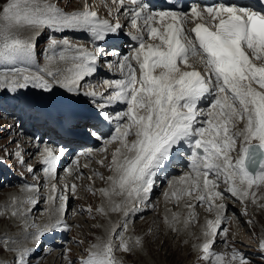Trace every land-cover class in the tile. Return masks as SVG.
<instances>
[{
  "label": "snow or ice",
  "instance_id": "6c2138e0",
  "mask_svg": "<svg viewBox=\"0 0 264 264\" xmlns=\"http://www.w3.org/2000/svg\"><path fill=\"white\" fill-rule=\"evenodd\" d=\"M111 5L109 18H101L87 2L82 10L72 12L61 10L51 0L0 3V65L10 66L0 74V92L15 98V94L31 90L48 101L40 113L43 119L67 136L115 145L110 162H99L109 175L94 173L104 183L97 191L109 205L107 211L104 207L96 211L122 214L123 219L113 225L106 239L90 244L78 264H122L116 251L131 252L133 246H142L141 238L123 235L127 218L147 204L159 171L180 152L186 157L188 171L170 182L171 191L165 198L179 203L193 197L208 212L215 211V219L205 222V240L196 246L198 259L205 264H250L238 250L213 251L216 236L227 244L228 231L221 230L226 205L214 201L227 192L240 203L250 196L255 202L251 190L264 185V5L256 9L240 0L190 7L171 0L162 7L152 0H111ZM121 14L129 24L128 32H123L119 22ZM189 24L192 26L187 27ZM29 29L82 31L90 37L92 47L74 46L67 37L58 40L50 34L45 49L52 53L48 60L64 67L33 71L36 42L23 35ZM122 36L132 42L126 54L117 43ZM109 41L111 52L98 46V42ZM102 57L119 78L105 79V92L98 93L86 78L97 73ZM18 63L27 66L17 67ZM115 104L125 107L105 111ZM101 124L114 127L103 132ZM43 144L38 149L41 171L45 182L55 181L58 162L72 150L65 144ZM91 153L92 149L81 150L73 164L78 166L79 158ZM14 155L18 163H24L21 151ZM27 171L34 169L29 166ZM66 171L71 174L70 169ZM25 190L38 193L39 185H26ZM69 191L74 195L76 185L65 184L61 191L51 183L46 200L51 205L48 219L40 225L25 223L26 230L33 229L26 231V238L37 247L45 236L69 230L64 221ZM38 202L28 196L21 204L34 207ZM197 204L185 205L189 209L185 226L195 219ZM30 211L16 207L10 215L26 220ZM10 243L17 241L0 237V246L14 253L13 264H30L37 248H9ZM259 247L264 251V240Z\"/></svg>",
  "mask_w": 264,
  "mask_h": 264
},
{
  "label": "bare ground",
  "instance_id": "6f19581e",
  "mask_svg": "<svg viewBox=\"0 0 264 264\" xmlns=\"http://www.w3.org/2000/svg\"><path fill=\"white\" fill-rule=\"evenodd\" d=\"M58 2V1H57ZM68 3L70 4L71 1L68 0ZM68 4H65V6H67ZM19 65V64H18ZM3 66V65H1ZM6 67H10L8 65H6ZM2 93V92H1ZM5 93H8L5 91ZM20 138L23 136H19ZM79 143H83V141L79 142ZM21 182V180L19 178H11L10 180H8V184H10L9 187L14 188L15 191L13 192H7L8 194V199L10 201H14L15 199V206L18 207V201L22 200L20 196L23 195V198L25 199L28 196H36V198L38 199V203L34 206V208L31 211V216L33 217V221L32 222H25L24 220L17 218L16 221H12V218L9 217L6 213V211L3 209V206L0 204V212L3 213V215H0V237H9L8 232H12V231H16L20 228H24L25 227V223L27 224H32L35 223L36 225H40L44 222V213L45 211L43 210L45 208L46 205V199H45V195L44 192H39V193H35V192H30L29 195H26L23 193V189L22 186H18L19 183ZM83 191L85 192V189H83ZM251 191H255V202H253V198L250 196L245 202L246 203V208L248 210H250V214L249 212L247 213L248 216L246 218H244L243 216L240 215L239 210L237 209L239 207L240 202L238 200H236L235 198H233L231 202H229L227 204V208L228 210H231V212L235 213L238 217V221H236V223H233L232 226H236L237 227V232H238V240H237V245L239 247L238 251L239 253L243 252V250H247V248H251V246H247L243 237H242V232L245 233V235L247 234V231H251V229H253V224L251 223L250 226L248 227L249 223V219H251V221H253L255 224V229H253L255 232L258 231V227L261 228L262 232L264 233V223L261 221V216L264 215V185H260L258 187L254 186L253 189ZM0 193H6L5 188L0 189ZM251 198V199H250ZM257 198L262 199L263 200V208L259 205V203L257 202ZM3 203H5L4 201H2ZM81 202V198L78 197V205H80ZM43 203V205H42ZM177 208H179V206H177ZM103 220H100L98 223L100 225L103 224ZM79 225V228H83L82 224L77 222ZM262 225V226H261ZM89 228L93 229L94 225H88ZM173 228V226H171ZM240 227L243 228V230L241 231ZM161 228V226H160ZM31 229V228H30ZM177 229V233L179 236L178 242H177V246H183L184 247V252L185 254L182 255V260H185L187 257L190 256L191 254V244L190 242L195 239V236L198 234V229L196 227H192L191 229V233L189 235L186 234V236L183 235V230L186 228H176ZM33 230V229H31ZM245 230V231H244ZM159 233V231L157 232ZM156 233V234H157ZM10 238V237H9ZM246 239V238H245ZM253 240L258 243L259 239L257 238L256 234L253 237ZM184 241H187L186 243H184ZM254 245V244H251ZM9 247V246H8ZM247 247V248H246ZM72 249V248H71ZM252 249V248H251ZM258 253L261 256H264L262 254V251L257 249ZM253 251V249H252ZM0 252H5V257L7 258L8 262H3L0 260V264H11L9 262V260L11 259L12 255H11V251H6L4 250V248L2 246H0ZM246 257V259L248 261L251 262V264H258L255 262L254 257H252V252L247 250V253H243ZM4 255V254H3ZM252 259L254 262H252ZM260 263L264 264V259L261 258H256ZM39 264H63L61 263V258L59 257L58 254H56L52 260L49 259V256L47 254L43 255V260L39 263Z\"/></svg>",
  "mask_w": 264,
  "mask_h": 264
},
{
  "label": "rangeland",
  "instance_id": "374dc122",
  "mask_svg": "<svg viewBox=\"0 0 264 264\" xmlns=\"http://www.w3.org/2000/svg\"><path fill=\"white\" fill-rule=\"evenodd\" d=\"M59 1V0H57ZM3 0H0V3H2ZM15 179V177H12ZM17 178V177H16ZM43 205V203H42ZM264 213V212H263ZM82 222H84L82 224V231H84V227L85 226H88V223H85V218H82L81 219ZM251 220V219H249ZM264 220V215L261 216V221ZM264 223V221H262ZM262 226V225H261ZM172 227H167L163 224H161V228L159 230V233L161 234H165L166 236L164 235H159V236H156V239L153 243H148L146 248H144L143 250H140L137 252V250H135V253L131 256V257H128V259L131 260L132 264H187L188 263V260H182V255L185 254L184 250L179 248L177 246V242H178V239H179V236H178V233H177V229L175 230V233L174 234H171V231H172ZM241 231L243 230L242 227H240ZM245 231V230H244ZM257 232V231H256ZM191 233V229H184L183 230V235L186 236L189 235ZM251 231H247V234L245 235L244 232H242V237L244 240H247L245 238L249 237ZM176 236L177 235V238H169V236ZM170 239V240H168ZM191 244V242H190ZM79 245V243L77 242V246ZM247 248V247H246ZM72 250V249H70ZM248 251H252L251 248H247ZM247 250H243V252H241L242 254L243 253H247ZM70 254H72L71 252H69ZM4 256H5V252L3 253ZM254 257L255 259V262L258 263V264H262L260 263L256 258H260V257H255V256H252ZM252 262L253 259H252ZM251 264V262H250Z\"/></svg>",
  "mask_w": 264,
  "mask_h": 264
}]
</instances>
